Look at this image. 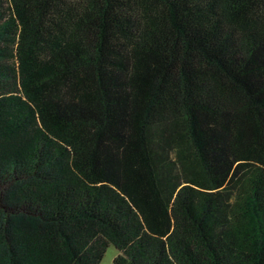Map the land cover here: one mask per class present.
<instances>
[{"label": "trees", "instance_id": "16d2710c", "mask_svg": "<svg viewBox=\"0 0 264 264\" xmlns=\"http://www.w3.org/2000/svg\"><path fill=\"white\" fill-rule=\"evenodd\" d=\"M264 264V0H0V264Z\"/></svg>", "mask_w": 264, "mask_h": 264}, {"label": "rangeland", "instance_id": "374dc122", "mask_svg": "<svg viewBox=\"0 0 264 264\" xmlns=\"http://www.w3.org/2000/svg\"><path fill=\"white\" fill-rule=\"evenodd\" d=\"M118 254V250L113 246V245H108L106 248L103 257L97 264H112L113 259L116 257Z\"/></svg>", "mask_w": 264, "mask_h": 264}]
</instances>
